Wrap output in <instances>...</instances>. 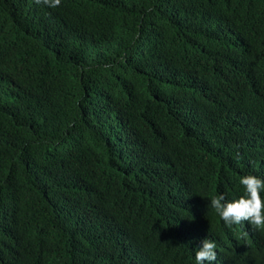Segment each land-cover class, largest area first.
<instances>
[{"label":"trees","instance_id":"1","mask_svg":"<svg viewBox=\"0 0 264 264\" xmlns=\"http://www.w3.org/2000/svg\"><path fill=\"white\" fill-rule=\"evenodd\" d=\"M249 173L264 0H0V264L251 256L264 235L206 207Z\"/></svg>","mask_w":264,"mask_h":264},{"label":"clouds","instance_id":"2","mask_svg":"<svg viewBox=\"0 0 264 264\" xmlns=\"http://www.w3.org/2000/svg\"><path fill=\"white\" fill-rule=\"evenodd\" d=\"M43 2L54 7L60 3V0H43ZM239 183L243 186L241 195L226 200L223 193L215 194L208 200L206 207L210 205L226 227L247 221L255 226V231L264 235V177L251 173L244 174L240 176ZM227 254H231V258H228ZM242 255L239 251L224 252L221 244L207 236L199 239L194 249L195 264H264V243L257 244L251 256Z\"/></svg>","mask_w":264,"mask_h":264}]
</instances>
